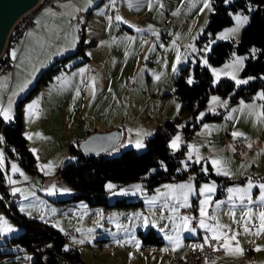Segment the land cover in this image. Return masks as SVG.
I'll use <instances>...</instances> for the list:
<instances>
[{
	"label": "rangeland",
	"instance_id": "obj_1",
	"mask_svg": "<svg viewBox=\"0 0 264 264\" xmlns=\"http://www.w3.org/2000/svg\"><path fill=\"white\" fill-rule=\"evenodd\" d=\"M233 1L230 0L229 3ZM211 3L212 1L209 0L211 11L208 9L201 11L203 0H159L158 12L154 13L155 5L152 1L150 8L153 13L149 15V22L134 24L133 26H129L130 22H127V26L124 24L127 29L125 31L132 34V38L148 36L147 49L149 50L147 52L143 51L141 54L137 52L143 49L144 42L138 40L135 43L130 37H126L122 40L123 48L115 52L117 50L114 45L111 50L112 55L107 57L104 67L95 69L97 74L90 78L89 85L84 87L82 82H79L77 88L79 96L76 95L77 91L65 90L64 84H69L72 77L61 80V78H65L62 72L56 76L57 81L62 82L60 88L49 85V87H43L40 92L32 94L22 105V121L24 132L28 137H31L29 138L31 149L32 151L35 150L32 153L36 159V174L31 175L26 172L15 158L8 155L6 149L10 151L12 149L6 147L4 139L3 143H0V152H3L5 158L3 167H0V172L4 175L5 181L8 182V177L16 181L15 184H10L11 188L20 189L15 194L19 199L13 205L18 217L25 218L26 221L43 223L65 238L67 232H72V235L65 239L62 251L78 252L81 260L80 264H167L169 259H185L183 257L190 251L192 239L198 237V230L209 232L199 226L200 220L203 218L198 213L196 214L198 230L186 231L180 227L179 238L182 246L173 250V244L168 240L169 247L164 248L167 251L160 248L150 250L143 248L138 237L137 233L142 227L146 229L147 225H154L160 230L163 229L166 238L167 236L177 235V229L173 227L167 234L164 227L166 224L171 223L172 226L173 224H176V226H182L183 224L181 217H162L164 216L162 214L167 213L168 208H170L166 205V202L161 203L154 210L150 209L146 200L143 201V207L108 210L98 207L90 208L83 202L64 203L63 201L72 197L73 191L64 182L59 171L66 164L78 163L77 157L70 154L69 145L72 144V130L79 126H81L82 131L88 129L93 134L96 133L95 129L97 127H103L106 123L115 125L112 130L121 128L122 125H131V131L126 132V138L120 146L107 153V156L112 158L126 149H132L137 154L143 153L146 150L145 137H149L157 127L178 118L177 130L172 138L179 134L181 136L180 146L178 149L173 150L170 147L171 138L168 147L170 154L177 153L180 150L184 151L181 166L177 172L178 174L186 173L187 176L183 180L174 182H210L209 184L215 186V182H244L241 185L232 183L225 187V192L232 197L236 193H229L228 189L245 188L249 178H251L253 187L249 192V196H252L254 191L258 189L260 197L261 190L258 185L264 183V123L257 120L255 115H250L249 113L252 110L249 108L241 110V101L229 105L228 98L217 95H211L205 106L193 118L192 114L181 112L182 104L175 94L174 80L181 69H187V77L192 80V83L195 82L192 74L193 68L199 65L209 68L214 86L223 79L236 84L230 75L224 74L226 72L232 73L234 69L232 67L225 68L224 66L233 64L237 57H243L242 67L235 72L236 79L242 80L241 73L245 61L249 58L254 59L257 56V50L253 51L252 49L244 55L233 54L224 63L216 67H209L208 64L204 65L202 63L217 43L232 42L237 44L240 41L242 31L248 25L250 15L255 9V7H249L247 12L233 14L231 16L232 24L229 27L219 31L213 38L202 40L201 37L204 36L209 15L212 12ZM137 14L138 11L135 10L134 15ZM237 15L247 17V21L239 27L238 31L229 33L224 39H218L221 34L228 33L230 29L236 28ZM73 20L75 21V18ZM125 20L130 21L131 19L125 18ZM84 21H82L83 24ZM137 28L143 31L137 32ZM17 30L15 23L9 32L1 56L5 53L9 36ZM189 45L195 51L189 48ZM129 46L132 47V52L126 50V47ZM177 50L181 54L179 63H176ZM94 61L99 62L101 58L94 59ZM174 64L176 66L175 72L173 71ZM212 68L222 70L218 80L213 76ZM157 76H159V79H156ZM93 83L94 94L90 87ZM28 89L22 96L29 92L30 89ZM14 91L15 86L12 88L11 94L7 90H2L0 93V107L8 106L9 103L6 101L13 96ZM258 93L261 92H257L250 101H243L246 105H254V111L256 112L264 111V100L257 98ZM213 96L218 97L220 103L210 104ZM21 97L14 104H11L12 119L10 121L14 118L15 106L17 101L22 99ZM224 101H227V104L222 106ZM34 102L36 106L33 112L35 114L30 115L28 106ZM177 105L180 106L179 109H177ZM210 107L213 110L210 111ZM233 109H236V111H233ZM219 110H221V119L203 122L206 115L216 114ZM201 113H204L203 117L200 116ZM10 121H6V123ZM187 122H192V128L198 125L190 136H187L183 131ZM204 125H208L209 128L205 129ZM223 130H226L230 135L234 131L243 133L242 136L237 138H244L249 144V139L255 135H259L260 141L258 146L252 145L249 148L250 153L239 163L232 156L230 144L225 145L220 141V133ZM0 136H2L1 133ZM137 140H141L144 145L143 148L138 149L135 146ZM50 144L51 147L48 148ZM188 145H193L195 149H198V155L202 158L199 163L196 162L197 153L195 151L189 159ZM213 159H220L231 175L217 174L212 165ZM12 164H16L24 175L21 176L20 172L13 173L11 170ZM47 165H51V168L44 167ZM194 165L198 166L197 170L193 169ZM241 165H244V167L242 168ZM205 168L207 169L206 173L203 171ZM164 170L163 165L151 168L142 180L124 186H118L114 181L107 182L106 185L112 184L115 186L110 190L106 187L108 203L113 204L115 200L123 198L129 202L137 201L140 199L139 197L146 194L142 191L145 182H147L145 180H148L156 171ZM200 175L203 178H208V181L199 180ZM217 179H220V181ZM137 184L140 185L139 190L132 187ZM53 185H55L53 194H49L47 190L52 188ZM65 189L67 191H64ZM122 190L125 191L122 192ZM205 198L200 193L199 205L200 201ZM211 201L210 199L205 206L207 213ZM183 204H185L184 200L179 202L178 210L191 212V206H181ZM189 204H191V200ZM3 205L4 203L1 202L0 215H3L15 230L0 236L1 249L12 254L9 257L1 258L0 264H31L35 257L34 253L17 246H3L7 240L18 237L24 231V228L19 225L18 219L5 210ZM21 208L24 210L21 211ZM141 213H144V216H141ZM145 219L148 221L147 224H145ZM258 223L256 222L257 225ZM188 226L190 228V222ZM76 229H80V231L78 232ZM89 229L93 231L89 232ZM185 234H188V236H185ZM190 234L193 236L192 239L189 238ZM73 238L77 241L84 240V243H74ZM137 241L139 242V248L136 246ZM65 246H67V251ZM51 247V244L44 246V248ZM260 264H264V257L263 260H260Z\"/></svg>",
	"mask_w": 264,
	"mask_h": 264
},
{
	"label": "trees",
	"instance_id": "obj_2",
	"mask_svg": "<svg viewBox=\"0 0 264 264\" xmlns=\"http://www.w3.org/2000/svg\"><path fill=\"white\" fill-rule=\"evenodd\" d=\"M212 12L209 15V21L204 31L202 40L213 38L219 31L232 24V15L240 12H247L249 7H255L251 13L248 25L242 31L240 41L237 44L232 42L217 43L214 45L206 57L209 67H216L224 63L233 54L244 55L252 49L257 50L256 58H249L245 61L241 73L242 80H248V83L239 87L227 79L220 80L217 85H213L212 76L208 67L196 65L192 74L194 83H188L187 69H181L174 80L175 94L182 104L181 112L195 114L202 109L211 95H217L229 99V105L238 103V101H250L257 92L264 93V0H234L225 4L224 0H211ZM16 31H14V34ZM14 34L9 36L8 42ZM80 48L79 51L80 52ZM64 61V60H62ZM2 63V59H0ZM0 63V64H1ZM58 67L53 65L41 71L33 87L29 92L17 102L15 106V115L11 122L4 124L0 119V133L3 136L8 155L15 158L18 164L29 174L34 175L37 172L36 159L26 146V140L22 133V105L32 94L37 93L42 86H45L57 71ZM221 110L216 114H208L203 122L217 121L221 119ZM179 119L164 123L145 140L146 150L137 154L132 149L121 151L117 156L109 158L107 154L85 159L77 147L70 146L69 152L77 157L76 164H66L59 171L64 182L72 189L71 198L63 201L67 204L79 202L85 203L90 208L108 209H129L140 206V201L129 202L126 199H117L113 204L108 203L106 184L114 181L118 186H124L143 179L151 168H157L160 165L165 167L164 171H156L155 174L145 180V189L156 187L161 183L183 180L187 174H178L181 166L184 151L170 154L168 144L177 130ZM192 122H187L183 128L187 136L192 135L195 125L191 127ZM197 170L196 165L193 166ZM199 180L208 181V178ZM211 176V175H210ZM220 181V179H217ZM4 175L0 172V193L3 195V207L9 206L8 211L18 219L19 225L24 231L15 238L7 240L3 246L19 247L25 251L35 254L31 264H80L81 260L78 252H63L62 248L65 237L53 230L51 227L35 222L26 221L25 218H19L15 206L10 204V196L4 193ZM221 188L231 185L233 182H218ZM138 237L143 246L160 247L163 245L162 237L153 229L145 232H138ZM51 244V248L44 246ZM0 247V259L9 257L12 254L6 253Z\"/></svg>",
	"mask_w": 264,
	"mask_h": 264
},
{
	"label": "crops",
	"instance_id": "obj_3",
	"mask_svg": "<svg viewBox=\"0 0 264 264\" xmlns=\"http://www.w3.org/2000/svg\"><path fill=\"white\" fill-rule=\"evenodd\" d=\"M152 1H154L155 5L154 13H156L158 12L157 5L159 0H132V7H129V0H119L118 2H115L114 5L112 2H102V0H99L98 3L94 5H87V0H66L63 3L58 4L56 9H51L55 15L45 12V9L50 8H38L34 12L32 23L28 29L25 32L17 30L12 39L8 42L4 53V60L0 64V93L2 90H7L9 94H11L12 88L15 86L14 92L16 95L11 96L10 98L11 104H14L16 100L20 98L28 89V87L29 89L32 88L41 71L51 65L58 67V69L52 75L50 81L45 86H42L38 92L43 90V87H49V85L60 88L62 86V82L60 80L57 81L56 76L61 72L65 75V78H61V80H66V78L72 77L69 80V84H64L65 90H72L75 92L79 87V82H82V86L84 87L89 85L90 78L97 74L95 69H101L104 67L105 60L108 56L112 55L111 50L114 45L117 50L115 52H118V50L123 48L122 40L126 37H130V39L135 43H137L138 40L144 42L145 44L143 49L137 52L140 54L143 51L147 52V50H149L147 49L149 42L148 36L145 35L144 38H132L133 35L126 32L127 29L124 24L127 26V22H130L129 26H133L134 24H146L149 22V15L153 13L152 9L149 7ZM135 10L138 11L137 15H134ZM117 15L122 18L121 21H117L115 19ZM73 17H75V21L73 20ZM109 18H111V20H109ZM125 18H130L131 20H125ZM78 19L79 23L77 22ZM37 20H39V24L36 23ZM83 20H85L84 24L82 23ZM28 33H32V35H28ZM73 40H75V47H72ZM79 48L81 49L80 52H78ZM62 49H64V51H61ZM12 50L16 51L15 59H13L10 54ZM126 50L129 52L133 51L131 46L126 47ZM99 58H101V61H94V59ZM7 62L11 64L10 69H4V65ZM82 68L85 69V71L81 74L79 70ZM26 80L31 82L28 84L27 88L20 91L19 89L21 85H23ZM27 93L28 92L25 94ZM23 97L24 96L21 98ZM6 102L9 103V99ZM2 118L3 117L0 116L2 122L7 124ZM113 126L115 125H108V123H106L103 127H97L95 132H109L112 130ZM131 128V125L121 126V129L123 130L122 141L126 138V132ZM78 130L80 131L78 132ZM90 132L91 131H88V129H83L82 131L81 126L72 130V144L69 145V148L70 146L78 148V145L82 142V140L91 134ZM22 133L26 140V146L32 153L33 151L31 149L29 137L24 132V125L22 126ZM151 134L149 136H151ZM147 138L148 137H145V140ZM259 141V135H255L249 139L251 146H258ZM50 147L51 144L48 145V148ZM230 151L232 152L231 145ZM249 153L250 150L245 156H248ZM203 183L209 184L210 182H165L156 187L150 188L149 190H146L145 186H143L142 191L146 194L139 197L140 199L137 201H140V207H143V201L146 200L150 209L153 210L161 203L166 202V205L170 208H168L169 210H167V213L162 214L164 215L162 217H188L191 224L190 216L182 214L185 210H178L179 202L184 199L182 197L177 199L174 196L170 198L171 194L162 195L163 193L169 192L168 189L164 188V185H192V191L187 193L186 202L188 204L187 206H191V217L196 218V214H200V188ZM243 183L244 182H234L233 184L241 185ZM215 184L216 186L213 192L204 194L205 197L210 196L212 201L210 203L208 215L201 218H203L205 223L208 225L214 226L219 223L220 225L227 226L223 229V231L228 232L229 234L232 232L240 233L237 238L240 241V246L244 249V254L230 255L226 254L224 251V254L218 258V260L208 262L207 264H213V262L214 264H260V260H263L264 257V234L260 236L244 234V222L241 221V217L246 208H251L253 213H258L259 211L264 210V204H261L259 201L258 189H256L253 193L255 196L250 195L253 203L248 204L247 198L249 193L243 201L239 198L240 196L237 193L230 199V196H228L225 192V188H221V184L218 182H215ZM179 192L180 190L177 189L176 195H179ZM9 195H13L12 188ZM190 200L191 204H189ZM173 209L176 210L173 211ZM143 214L144 213H141V216H144ZM256 222L259 221L254 217L253 224H256ZM248 226L252 227V224H249ZM164 227L166 228L167 234L170 232L171 227L177 229L176 224H173L172 226L171 223L166 224ZM198 227L197 223L196 228L190 226V228L194 230H198ZM143 228L144 227H142L140 231L145 232L148 229H153L159 236L162 237L164 242L160 247L143 246V248L152 250L155 248L164 249L169 247L168 239L165 238L163 231L156 228L154 225H147V227H145L146 229ZM198 233L197 239L194 240L192 239L193 236L191 234L189 235V238L192 239V245L204 244L206 234L211 237L210 232L207 233L198 230ZM185 236H188V234H185ZM218 243L220 244L222 241ZM257 246H260L262 250L255 251L254 249ZM200 250L201 249L199 248L193 249V247H191L190 251L183 258L189 257ZM170 260L171 259L168 260L167 264H169Z\"/></svg>",
	"mask_w": 264,
	"mask_h": 264
},
{
	"label": "snow or ice",
	"instance_id": "obj_4",
	"mask_svg": "<svg viewBox=\"0 0 264 264\" xmlns=\"http://www.w3.org/2000/svg\"><path fill=\"white\" fill-rule=\"evenodd\" d=\"M224 2L225 3H229L230 0H224ZM91 3H92V0H87V5H91ZM112 3L114 5L115 4V0H112ZM129 7H132V0H129ZM149 7H151V5H149ZM204 9H208L209 11H211L209 0H203V8L201 9V11H203ZM81 10H83V9H81ZM45 12L46 13H50L51 15H55V13L51 11V9H45ZM73 18H75V17H73ZM115 19L117 21H121L122 20V18L119 15H117L115 17ZM109 20H111V18H109ZM236 20H237L236 28L230 29L228 33L221 34L218 37V39H224V38L227 37V35L229 33H233V32L238 31L239 27L243 23H245L247 21V17L242 16V15H237L236 16ZM36 23L39 24V20H37ZM149 27H151V26H149ZM136 31L140 32V31H143V30L137 28ZM28 35H32V33H28ZM193 39H195V38H193ZM72 47H75V40L72 41ZM188 47L192 48L191 45H189ZM192 50L195 51L194 48H192ZM61 51H64V49H62ZM253 51H255V49H253ZM10 54H11L13 59L16 58V51L15 50H12ZM126 55H127V53H126ZM180 55L181 54H180L179 50H177L176 63L180 62ZM243 60H244L243 57H237L233 64H231V65L226 64L224 66L225 68L232 67L234 69L232 73H227L226 72L224 74L225 75H230V77L233 80H235L237 86H239L241 84L248 83V80L236 79V75H235L236 70H238L240 67H242ZM202 63L204 65H207V60L206 59L203 60ZM79 71L82 74L85 71V69L82 68ZM173 71L174 72L176 71L175 64L173 65ZM211 71L213 73V76H215L217 78V80H218L219 79V74L221 73L222 70L216 69V68H212ZM156 79H159V76H157ZM30 82L31 81L26 80L23 83V85H21L19 90L23 91L25 88H27V86H28V84ZM188 83L191 84L192 80L189 79ZM90 87L92 88V91H93V94H94V92H95L94 83L92 85H90ZM13 95H16V93L14 92ZM76 95L79 96V91H77ZM257 98L261 99V100H264V93H258L257 94ZM211 103H220L219 98L213 96L211 98L210 104ZM226 104H227V101H224L222 103V106H225ZM35 106H36L35 102L28 106V112H29L30 115L31 114H35L33 112ZM179 107L180 106L177 105V109H179ZM243 108H249L250 110H252V111H250L249 114L250 115H255L257 120H259L260 122L264 123V111L256 112V111H254V108H255L254 105H246V104H244L243 101H241V110ZM209 110L211 111L213 109L210 107ZM233 111H236V109H233ZM203 115H204V113L200 114L201 117H203ZM0 116H2L5 121H10L12 119V115H11V99H9V104H8L7 107H0ZM229 118H231V117H229ZM204 128L208 129L209 126L208 125H204ZM37 135H39V134H37ZM138 135H139V133H138ZM231 135H232L233 139H235V138H237L239 136H242L243 133H240L238 131H234V132L231 133ZM29 138H31V137H29ZM0 143H3V137L2 136H0ZM180 143H181V136L179 134H177L176 136H174L172 138L171 143H170V147L173 150H176V149L179 148ZM135 146L138 149L144 147V145L141 142V140H137L136 143H135ZM188 147H189V153H188L189 159H191L192 153H193V151H195L197 153L196 162L199 163L202 158L198 155V149H195L193 145H188ZM248 147L250 148L251 144H249ZM33 151H35V150H33ZM4 159L5 158H4L3 152H0V167H3ZM212 165L215 168L217 174H222L224 176L231 175V173L226 169V167L223 165V162L220 159H213L212 160ZM44 167L51 168V165H47V166H44ZM241 167L243 168L244 165H241ZM11 170H12L13 173L20 172V169L17 167L16 164H12ZM203 171L206 173L207 169L205 168V169H203ZM20 175L23 176L24 174L22 172H20ZM25 179H27V177H25ZM8 183L9 184H15L16 181L11 179V177H8ZM106 187L110 190V189L114 188L115 186L112 185V184H108V185H106ZM132 187L137 189V190L140 189V185H138V184L137 185H133ZM252 187H253V183L251 181V178H249V182H248V184H247V186L245 188H229L228 192L229 193L242 194V195H240L239 198L243 201L245 199V197L247 196V194L252 189ZM258 187L261 190V195L259 197V201H260L261 204H264V183H260L258 185ZM54 188H55V185H53L52 188L47 190L49 192V194H53V189ZM164 188L168 189L169 192L168 193H163L162 195H170L171 194L170 198H172V196H174L177 199L182 197L184 199V201H185V204H183L181 206H187V204H186L187 193L192 191V185L191 184L164 185ZM177 189L180 190L179 195H176V190ZM214 190H215V185L204 184L200 188V193H201V195H204L205 193H211ZM19 191H20V189H18V188H12V194L13 195H15ZM64 191H67V190L65 189ZM123 191H125V190H122V192ZM210 199H211V197L207 196L205 199L200 201V205H201V207H200V216L201 217H206L208 215L207 209H206L205 206L207 205V203H208V201ZM230 199H231V197H230ZM247 202H248V204H252L253 203V201H252L250 196H248ZM23 210L24 209L21 208V211H23ZM175 210L176 209H173V211H175ZM254 217L256 219H258V221H259L258 225L257 224H253V218ZM180 219L182 220L183 224H182V226H176L177 235L176 236H167L166 237V239H168L173 244V250H175V248H177V247L182 246L181 243H180V238H179L180 227H182L186 231H194V229L189 228V226H188L189 225V218L188 217H181ZM241 221L244 222V226H243V233L244 234H250V235H255V236H260V235L264 234V210H261L258 213H253L251 208H246V210L243 212V215L241 217ZM147 223H148V221H147V219H145V224H147ZM249 224H252V227H249L248 226ZM199 226L201 228L207 229L211 233V237L209 238L208 236H205L204 244L192 245L191 247H193V249L199 248V249L202 250L204 245H208L209 244V239H211V240H214V241H217V242L222 241V243H220V248L224 249L226 254H230V255H243L244 254V249L240 246V241L237 238L238 235H240V233L232 232L231 234H229L228 232L223 231V229L225 227H227V226L220 225L219 223H217L214 226L208 225L207 223H205L204 219L200 220ZM253 229H255V230H253ZM14 230L15 229H13V227L9 224L7 219H5V217L3 215H0V236L5 235L6 233L12 232ZM161 230L163 231V229H161ZM76 231L79 232L80 229H76ZM88 231L91 232L93 230L89 229ZM73 242L82 244V243H84V240L77 241V240H75V238H73ZM136 246H137V248H139V242L138 241L136 242ZM212 247H213V251H218L219 250V248H217L215 246H212ZM65 250L66 251L68 250L67 246H65ZM254 250L255 251H260L262 249H261L260 246H257ZM164 251H167V249H164ZM206 264H207V262H206ZM213 264H214V262H213Z\"/></svg>",
	"mask_w": 264,
	"mask_h": 264
},
{
	"label": "built area",
	"instance_id": "obj_5",
	"mask_svg": "<svg viewBox=\"0 0 264 264\" xmlns=\"http://www.w3.org/2000/svg\"><path fill=\"white\" fill-rule=\"evenodd\" d=\"M66 0H39L35 8L32 10L28 11L26 14H24L18 22H16L17 29L21 32H25L28 27L31 25L33 17H34V12L38 8L45 7V8H50V9H56L58 4H61L65 2ZM119 0H115V2H118ZM102 2H112V0H102ZM94 5V0H92V3ZM79 23V19L77 20ZM2 61L4 60V54L1 56ZM1 63V62H0ZM11 64L7 62L4 65V69H10ZM220 141L222 144H230L231 149H232V156L236 162H241L247 152L249 151V143L244 139V138H236L233 139L230 134L226 130H223L220 133ZM4 193L10 194L11 192V186L8 182H4ZM10 196V195H9ZM19 197L17 195H11L10 196V204L14 205L18 201ZM0 200L3 201V195L0 193ZM9 206L6 205V210H9ZM182 214L186 216H190V221H191V226L193 228H196V221L197 218H193L190 215V212L188 211H183ZM72 235V232H67L66 233V238L70 237ZM210 238L209 235L206 234ZM211 245V246H210ZM215 246L219 248L218 251H213V247ZM224 254V249L220 248V244L217 241L209 239V244L204 245L203 249L198 251L197 253L191 255L188 258L181 259V260H170L169 264H206V262H211L218 260L222 255Z\"/></svg>",
	"mask_w": 264,
	"mask_h": 264
},
{
	"label": "water",
	"instance_id": "obj_6",
	"mask_svg": "<svg viewBox=\"0 0 264 264\" xmlns=\"http://www.w3.org/2000/svg\"><path fill=\"white\" fill-rule=\"evenodd\" d=\"M39 0H0V55L5 47L9 32L24 14L32 10ZM123 139L121 128L104 133L89 134L78 145V151L85 158L103 156L117 148Z\"/></svg>",
	"mask_w": 264,
	"mask_h": 264
},
{
	"label": "bare ground",
	"instance_id": "obj_7",
	"mask_svg": "<svg viewBox=\"0 0 264 264\" xmlns=\"http://www.w3.org/2000/svg\"><path fill=\"white\" fill-rule=\"evenodd\" d=\"M99 0H94V4L98 3ZM35 8V7H34ZM1 56V55H0ZM206 236V235H205Z\"/></svg>",
	"mask_w": 264,
	"mask_h": 264
}]
</instances>
